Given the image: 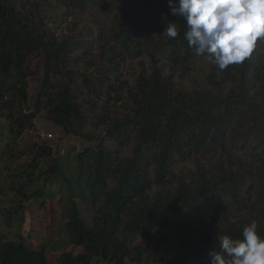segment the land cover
Masks as SVG:
<instances>
[{
	"label": "trees",
	"instance_id": "trees-1",
	"mask_svg": "<svg viewBox=\"0 0 264 264\" xmlns=\"http://www.w3.org/2000/svg\"><path fill=\"white\" fill-rule=\"evenodd\" d=\"M52 3L110 15L94 74L66 69L84 46L51 32ZM185 30L167 0H0V264H209L221 235L242 238L255 220L264 237L263 51L183 89L159 61L188 72ZM141 56L150 71L131 86L120 65ZM116 84L128 105L112 117ZM41 109L80 150L52 155L22 138ZM173 240L180 255L157 256Z\"/></svg>",
	"mask_w": 264,
	"mask_h": 264
},
{
	"label": "clouds",
	"instance_id": "clouds-1",
	"mask_svg": "<svg viewBox=\"0 0 264 264\" xmlns=\"http://www.w3.org/2000/svg\"><path fill=\"white\" fill-rule=\"evenodd\" d=\"M172 15L184 20V38L197 56L220 71L249 59L264 43V0H167ZM163 35L180 33L169 23ZM220 251L209 252V264H264V237L255 220L242 229V238L219 236Z\"/></svg>",
	"mask_w": 264,
	"mask_h": 264
},
{
	"label": "rangeland",
	"instance_id": "rangeland-1",
	"mask_svg": "<svg viewBox=\"0 0 264 264\" xmlns=\"http://www.w3.org/2000/svg\"><path fill=\"white\" fill-rule=\"evenodd\" d=\"M63 13L64 8L62 6H56L54 3H52V6L48 4L45 5V14L48 16L47 21H50L47 25L51 32L58 39L78 38L84 46L83 48L76 49L69 54V61L66 64V69L72 70L77 79H79L77 77L78 71L87 74H94L95 71L93 66L90 65V62L93 64L96 62L98 45L101 42L99 38L101 37L99 27L101 25L102 28L104 27L108 31V28L111 27L108 21V16L110 15L105 17L102 6L99 5H92L84 12H74L70 15H63ZM263 46L264 43H259L256 50H262V57L264 58ZM78 56L82 60L80 59L78 64H74L73 58ZM159 64L163 67L164 72H173L174 81L178 87L183 89H188L190 86L192 87L193 83L200 82L203 77V73H207L214 69L212 68L214 65L207 60L206 56H197L191 60L188 72L183 74L177 68H174L172 71L169 62L165 59H161ZM37 65V58L30 59V66L32 68H35ZM63 69L64 68H62V71L65 70ZM120 69V78L132 86L134 79L139 72L150 71V61L145 56L135 59H127L120 65ZM34 78L35 76L32 77V82H30V93H32L35 85ZM116 86L117 88L115 91L110 94V111L112 117L123 115L126 112L128 105L126 89L119 90L120 88L118 84H116ZM89 101V96H84L81 99L83 107L88 106ZM22 138L35 141L39 145L49 148L52 155H56V153L63 154L68 148L71 150L74 149L73 152H71L73 154L75 151L80 150L85 144L81 140H77L72 136H65L61 127L47 118L46 111L44 109L39 110V112L35 114L33 127L25 130ZM3 139L4 138L0 136V144L4 141ZM58 180L59 179H56V181ZM3 197L2 193H0V207L3 206V202L1 201ZM34 234V237L39 240V242L43 243V245L46 246V244L50 242V240H45L46 237L42 235L40 231H34ZM53 243L58 245L60 242L55 240ZM179 255L180 251H178L175 240L171 241L166 248L162 249L161 252L157 254V256L165 258L177 257Z\"/></svg>",
	"mask_w": 264,
	"mask_h": 264
}]
</instances>
